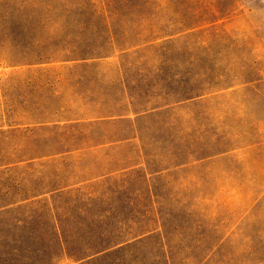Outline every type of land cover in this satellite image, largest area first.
<instances>
[{
  "label": "rangeland",
  "instance_id": "374dc122",
  "mask_svg": "<svg viewBox=\"0 0 264 264\" xmlns=\"http://www.w3.org/2000/svg\"><path fill=\"white\" fill-rule=\"evenodd\" d=\"M10 202L0 264H264V0H0Z\"/></svg>",
  "mask_w": 264,
  "mask_h": 264
},
{
  "label": "trees",
  "instance_id": "16d2710c",
  "mask_svg": "<svg viewBox=\"0 0 264 264\" xmlns=\"http://www.w3.org/2000/svg\"><path fill=\"white\" fill-rule=\"evenodd\" d=\"M110 44L113 46L114 42L111 41ZM105 43H100L96 45H90V44H84V42L78 38L75 39V41H67L60 37L54 38H46L43 41H33L31 45H29V48H27V51L29 53L23 54L21 56L16 55L18 57H12L10 59H7V63H4L6 67H17V66H36L40 64H47V63H73L74 66H87L90 65L91 62L94 60H98L101 58L109 57V53H104L102 48L105 46ZM54 47L59 50L55 51H49L51 48ZM95 48L98 51V53L95 54H89L87 50H95ZM104 50V49H103ZM65 52V53H64ZM83 52V53H82ZM143 111H134L133 114H138ZM130 121V119H129ZM42 124L44 122H41ZM40 124V123H38ZM50 156V155H42L40 157H36L38 160H43L44 157ZM48 158V157H47ZM30 161H34V159H25V160H19L15 161L13 163L17 164H28ZM10 203L0 204V211L1 209L8 206Z\"/></svg>",
  "mask_w": 264,
  "mask_h": 264
}]
</instances>
